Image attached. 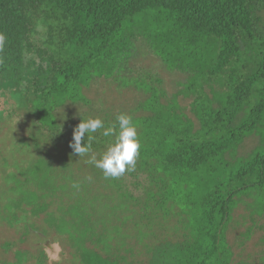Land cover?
Returning a JSON list of instances; mask_svg holds the SVG:
<instances>
[{"label":"trees","instance_id":"1","mask_svg":"<svg viewBox=\"0 0 264 264\" xmlns=\"http://www.w3.org/2000/svg\"><path fill=\"white\" fill-rule=\"evenodd\" d=\"M263 6L0 0L7 37L0 81L17 93L34 135L48 137L58 152L19 160L1 196L0 216L20 242L33 238L35 264H47L37 245L46 239L59 243L71 264H232L227 231L235 211L243 205L264 216ZM138 42L166 69L186 75L189 112L166 97L156 74L121 77ZM96 79L132 85L144 99L127 111L106 106L60 120L65 105L91 104L84 89ZM120 113L132 117L142 148L133 171L105 178L87 161L115 137L97 130L92 151L81 157L70 142L82 119L99 117L107 127ZM251 136L257 143L238 155ZM259 260L264 264V250Z\"/></svg>","mask_w":264,"mask_h":264},{"label":"rangeland","instance_id":"2","mask_svg":"<svg viewBox=\"0 0 264 264\" xmlns=\"http://www.w3.org/2000/svg\"><path fill=\"white\" fill-rule=\"evenodd\" d=\"M258 15L260 26L263 29L264 6ZM127 67V70L122 73L123 79L125 76L140 78L148 72L156 74L162 80L166 97L168 99L176 98L188 112L190 111L191 97L186 96L183 92L186 75L166 69L144 43H136L134 55ZM18 94L24 95L23 92ZM84 94L91 102L90 105L67 104L58 110L57 117L60 120H65L63 118L68 115L78 116L84 112H91V109H101L106 106H112L117 111H127L135 109L138 103L144 99V95L134 89L132 85L124 86L121 82H107L104 79L94 80L89 88L84 89ZM21 103L17 93L11 91L10 84L0 81V203L3 192L10 191L11 181L8 183L7 177L19 160H23L22 158L27 155L36 158L40 157L42 153L50 156L57 152V148L48 137H43L38 132L34 135L32 119ZM256 143L257 137L247 138L238 150V155L249 151ZM60 148L63 152L64 148ZM245 201L251 202V199L246 198ZM7 222L0 216V264H20L18 260L21 259L24 260L22 264H35V259L31 258V255L37 252L35 250L37 247H33V238L30 237L28 241L20 242L19 239L24 238L18 237L13 231L11 232L6 225ZM247 230H250V233L244 235ZM227 234L234 254L232 264H260L259 255H263L264 250V243L261 240L264 238V216L251 214L250 210L240 205L234 213V219ZM37 245L44 249L47 255V264L56 262L71 264L68 261L65 262L68 257L65 249L52 239H46ZM24 250H28L29 253Z\"/></svg>","mask_w":264,"mask_h":264},{"label":"clouds","instance_id":"3","mask_svg":"<svg viewBox=\"0 0 264 264\" xmlns=\"http://www.w3.org/2000/svg\"><path fill=\"white\" fill-rule=\"evenodd\" d=\"M6 42V35L0 32V53H3ZM99 129H103V136L115 137V140L99 159L96 155H91L87 163L100 169L105 178L115 179L123 176L126 172L133 171L142 145L138 137L137 126L132 117L126 113L118 114L116 123L107 127L99 117L82 119L74 128L73 139L70 142L74 153L79 157L89 154L92 151L93 133Z\"/></svg>","mask_w":264,"mask_h":264}]
</instances>
